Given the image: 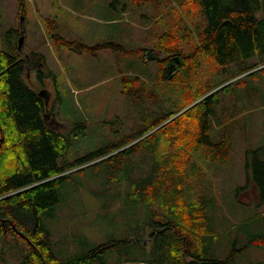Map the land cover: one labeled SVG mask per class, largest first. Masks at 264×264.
Returning <instances> with one entry per match:
<instances>
[{"label": "trees", "instance_id": "obj_1", "mask_svg": "<svg viewBox=\"0 0 264 264\" xmlns=\"http://www.w3.org/2000/svg\"><path fill=\"white\" fill-rule=\"evenodd\" d=\"M25 1L18 0L20 13ZM129 2L152 6L156 21L165 27V19L171 13L172 34L189 40L191 50L168 48L166 44L172 39L167 36L169 32L162 34L160 44L139 49H128L112 40L88 45L63 36L58 31L57 19L47 17L46 32L54 47L91 55L109 48L117 54L119 64V52L137 53L140 58L138 61L130 57L126 72L122 74L120 70L119 82L121 92L133 104L146 105V113L135 119L133 129L121 132L119 140L72 163L64 155L76 132L54 129L44 118L48 110L44 91L40 90L45 88L48 71L40 68L43 55L30 51L20 56L21 29L9 28L5 32L6 43L4 34H0V264H97L96 259L116 245L124 242L139 245V230L143 231L144 226H137L135 220L128 224L127 233H120L122 237L84 253L61 257L54 251L42 214L54 212L63 192L75 183L74 173L95 174L102 170L113 174L103 179L106 198L118 200L121 208H130L134 215L139 206L149 209L155 206L160 210L159 216L165 212L164 222H159L160 217L155 214L157 218L151 217L145 224L153 236V255L161 261L153 264L227 261L208 255L209 245L215 243V240L210 243L215 231L210 213L207 224V212L218 205L216 198L203 192L197 197H187L184 190L191 187V181L186 188L183 181L199 172L194 169L200 166L192 155L195 147L208 151L200 152L204 161L222 162L230 154L229 142L212 141L209 131L212 120H216L220 94L233 85L238 87L249 76L257 78L264 74V0H124L114 19L126 11ZM115 10L118 12V8ZM161 47L165 53L162 56L158 52ZM203 58H209L220 71L200 84L198 76L203 69ZM150 60L156 62L158 70L153 77L146 74L150 79L146 81L138 65L142 64L141 69L145 70L144 65ZM28 69L37 72V87L23 79ZM172 94L180 105L165 113L163 105L171 100ZM132 115L127 113V117ZM257 151L253 150L252 154ZM143 152L153 155V159L145 160V168L137 158L144 157ZM95 160L98 161L64 174ZM253 160V175L264 200V160ZM158 225L160 228H156ZM249 239V245L264 247V231L251 234ZM234 250L235 247L228 257Z\"/></svg>", "mask_w": 264, "mask_h": 264}, {"label": "rangeland", "instance_id": "obj_2", "mask_svg": "<svg viewBox=\"0 0 264 264\" xmlns=\"http://www.w3.org/2000/svg\"><path fill=\"white\" fill-rule=\"evenodd\" d=\"M123 1L26 0L20 13L18 0H0V34H4V43L5 32L11 27L18 28L23 30L18 40L20 56L30 51L43 55L40 68L48 71L44 79L45 88L40 90L44 91L48 110L44 118L46 124L54 129L62 132L74 129L76 132L64 155L65 160L71 163L78 157L119 140L121 132L133 129L135 119L146 113V105H140L141 102L138 106L133 104L121 92L119 82L120 70H123L122 74L126 72L130 57L138 61L140 58L137 53L119 52V64L116 61L117 54L109 48L91 55L72 52L65 47H54L46 32L47 17L57 19L58 31L63 36L79 39L88 45L112 40L124 44L128 49H139L160 44L162 34L169 32L167 36L172 39L166 44L168 48L177 46L189 51L192 47L189 40L175 38L172 34V14L165 19L167 26H162L156 21L157 15L152 6L129 2L126 11L114 19V15L120 13ZM165 11L169 12V9L165 8ZM149 16H152L151 19ZM163 51L162 47L158 51L161 56L165 54ZM208 59H202L203 69L197 79L200 84L208 76L220 71V67ZM138 66L140 73L145 74L143 78L146 81H150L149 77L155 76L158 70L153 60L144 65L145 70L141 69L142 64ZM23 79L32 87L38 86L37 72L33 69H28ZM226 92L220 94L216 120H212L209 134L212 141L226 139L230 144V154L222 162L204 161L200 152L207 154L208 151L195 147L192 155L200 166L194 169L199 172L192 179L183 181L185 188L191 181V187L184 192L187 197H197L203 192L216 198L218 205L210 207L206 220L209 225L210 213L215 230V239L209 241L212 243L215 240L212 246L209 245V256L227 259L224 264H264V247L248 244L250 235L256 232L244 226L247 220H255L254 217L249 218L253 212L264 213V200L253 175V159L264 160V74L261 73L257 78L249 76L238 87L233 85ZM179 105L172 94L171 100L163 105L164 112ZM127 113L134 115L127 117ZM255 149L259 151L252 154ZM143 156L138 155L137 158L145 168V160L153 159V155L144 153ZM97 161L72 168L64 174ZM104 176L113 177V174L105 170L95 174L90 171L83 175L74 173L75 183L63 192L54 212L42 214V221L50 231L49 236L55 243L53 248L58 256L84 253L98 244L118 239L122 237L120 233L128 232L129 223L139 220V213L149 215L148 210L157 209L155 206L152 209L139 206L134 215L130 208H121L118 200L114 202L103 194L107 192ZM186 176L190 177L189 174ZM114 181L117 182L116 175ZM162 214L161 221L166 220L165 212ZM145 224L146 221L137 224L144 226L143 231L139 230V239L146 238L151 232ZM218 224L219 229L216 230L215 225ZM234 247L236 250L228 257ZM151 255V247L143 250L138 244L124 242L106 250L95 262L121 264L127 259L137 260Z\"/></svg>", "mask_w": 264, "mask_h": 264}, {"label": "crops", "instance_id": "obj_3", "mask_svg": "<svg viewBox=\"0 0 264 264\" xmlns=\"http://www.w3.org/2000/svg\"><path fill=\"white\" fill-rule=\"evenodd\" d=\"M159 211L160 210L157 208V209H155V211L148 210L147 213L149 215H145V214L139 213L140 217H139V221L137 220V223L139 224L140 222L142 223L144 221H147L151 217L157 218L156 215L159 216L158 215ZM255 213H257V214H255ZM259 214H260V212H253L252 214L249 215V218H252V217H254V219L256 218L251 223H248V221H251V220H247V222H245L246 224H244V226L246 225V227H249V231H253V232L256 231V232H259V233L264 231V215H263L264 213H262L260 216H259ZM159 217L162 218V216H159ZM160 218H157V220L159 222H164L165 221V220L161 221ZM218 226H219V224L215 225L216 230L219 229ZM228 230L229 229H226V231H228ZM150 234L151 233L149 232L146 235V238L144 237L143 239H139V246L143 250H146L149 247H151V249H152L153 236H151ZM212 235H213L212 239H215V235L214 234H212ZM146 241H147L148 245H147ZM186 260H189V259H186ZM154 262H161V261H160V259L157 256L151 255V256H148L146 258L137 259V260L127 259L125 261H122L121 264H153Z\"/></svg>", "mask_w": 264, "mask_h": 264}]
</instances>
